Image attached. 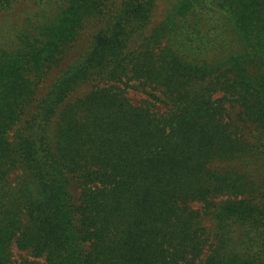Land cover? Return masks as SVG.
Segmentation results:
<instances>
[{
  "label": "trees",
  "instance_id": "1",
  "mask_svg": "<svg viewBox=\"0 0 264 264\" xmlns=\"http://www.w3.org/2000/svg\"><path fill=\"white\" fill-rule=\"evenodd\" d=\"M33 5L0 42V264H264V0Z\"/></svg>",
  "mask_w": 264,
  "mask_h": 264
},
{
  "label": "rangeland",
  "instance_id": "2",
  "mask_svg": "<svg viewBox=\"0 0 264 264\" xmlns=\"http://www.w3.org/2000/svg\"><path fill=\"white\" fill-rule=\"evenodd\" d=\"M34 0H20L16 1L17 3L12 9L7 11L0 12V42L9 41L12 36L15 26L20 27L25 22L24 18L30 13H33L32 9H34L33 5ZM19 2V3H18ZM166 11V2L161 1L154 12L153 23L152 26L156 25L164 16ZM32 12V13H31ZM23 20V22H22ZM23 23V24H22ZM87 33L83 35L81 40L78 43V47L83 46L90 42L91 32L95 31L94 25H89ZM90 33V34H89ZM130 96L134 100H140L142 95L141 93H137L134 90L130 91Z\"/></svg>",
  "mask_w": 264,
  "mask_h": 264
}]
</instances>
